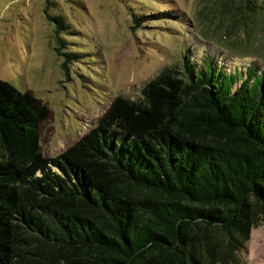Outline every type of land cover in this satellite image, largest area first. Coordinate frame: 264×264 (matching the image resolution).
Segmentation results:
<instances>
[{
  "label": "trees",
  "instance_id": "trees-1",
  "mask_svg": "<svg viewBox=\"0 0 264 264\" xmlns=\"http://www.w3.org/2000/svg\"><path fill=\"white\" fill-rule=\"evenodd\" d=\"M54 25L61 67L77 58ZM138 21V19H136ZM202 61V60H201ZM49 108L0 79V264H237L264 221V73L183 54L55 156Z\"/></svg>",
  "mask_w": 264,
  "mask_h": 264
},
{
  "label": "rangeland",
  "instance_id": "rangeland-1",
  "mask_svg": "<svg viewBox=\"0 0 264 264\" xmlns=\"http://www.w3.org/2000/svg\"><path fill=\"white\" fill-rule=\"evenodd\" d=\"M44 6L0 0V79L49 108L37 126L46 156L94 127L117 95L137 98L183 54L197 66L211 57L226 72L264 73V0H50L47 13L68 27L62 51L78 54L65 71ZM237 255V264H264V221Z\"/></svg>",
  "mask_w": 264,
  "mask_h": 264
}]
</instances>
